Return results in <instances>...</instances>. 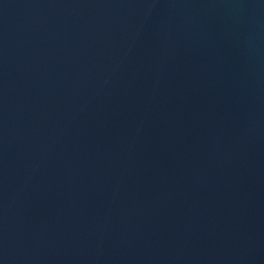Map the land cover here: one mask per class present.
<instances>
[{
	"label": "water",
	"instance_id": "water-1",
	"mask_svg": "<svg viewBox=\"0 0 264 264\" xmlns=\"http://www.w3.org/2000/svg\"><path fill=\"white\" fill-rule=\"evenodd\" d=\"M0 264H264V0H0Z\"/></svg>",
	"mask_w": 264,
	"mask_h": 264
}]
</instances>
